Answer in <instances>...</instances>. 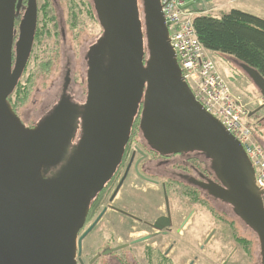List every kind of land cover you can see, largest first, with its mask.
<instances>
[{"label": "water", "instance_id": "95a60500", "mask_svg": "<svg viewBox=\"0 0 264 264\" xmlns=\"http://www.w3.org/2000/svg\"><path fill=\"white\" fill-rule=\"evenodd\" d=\"M94 1L104 37L90 68L81 138L66 158L75 113L61 106L31 131L7 106L32 51L37 0L21 22L13 69L16 0H0V264H79L86 197L113 173L142 101L140 127L150 143L165 152L201 149L214 159L228 187L215 194L255 231L264 264V190L241 142L185 81L160 0H143L144 19L139 0ZM235 61L263 97L252 116L264 108V76Z\"/></svg>", "mask_w": 264, "mask_h": 264}, {"label": "flooded vegetation", "instance_id": "af4514ba", "mask_svg": "<svg viewBox=\"0 0 264 264\" xmlns=\"http://www.w3.org/2000/svg\"><path fill=\"white\" fill-rule=\"evenodd\" d=\"M72 2L37 0L32 51L17 86L6 101L11 113L31 131L42 127L61 106L75 113L68 147L73 145L76 152L83 130L90 68L104 33L94 0H87L86 10L89 20L99 28V35L94 33L95 37L84 36L87 27L80 24V8ZM28 6L29 0H16L12 69L16 61L15 44ZM64 52L70 56L65 57V62ZM108 58L105 67L110 64ZM31 62L57 70L62 77L57 99L52 105H45L43 112L40 109L37 114L34 110L33 122L18 111L14 101L21 95L20 89H25L22 78ZM80 64L85 67L86 78L82 73L78 81L74 67ZM38 105L43 106L38 103L36 109ZM142 111L143 101L137 108L113 173L86 197L85 217L78 233V263L216 264L210 255L214 254L225 256L221 264H262L255 231L228 200L215 194V187H228L220 178L211 155L201 149L162 151L147 140L141 129ZM54 168L50 175L60 176L61 168ZM247 227L253 234H248ZM217 234L221 236V246L214 253L210 246ZM200 253L204 258H200Z\"/></svg>", "mask_w": 264, "mask_h": 264}, {"label": "built area", "instance_id": "2783aa9c", "mask_svg": "<svg viewBox=\"0 0 264 264\" xmlns=\"http://www.w3.org/2000/svg\"><path fill=\"white\" fill-rule=\"evenodd\" d=\"M196 1L202 0H160L171 46L185 81L203 107L241 142L255 168L256 184L264 190V147L252 133L244 103L232 94L197 35V11L193 8Z\"/></svg>", "mask_w": 264, "mask_h": 264}, {"label": "rangeland", "instance_id": "374dc122", "mask_svg": "<svg viewBox=\"0 0 264 264\" xmlns=\"http://www.w3.org/2000/svg\"><path fill=\"white\" fill-rule=\"evenodd\" d=\"M72 1L75 7L78 8L79 6L80 8L82 14L80 24L87 27L86 30L83 31L84 36L87 37L98 36L99 34L97 33L99 32V28L94 24V21H90L89 17L87 16V10H86L87 0H72ZM139 6L142 13L141 14L142 19H144L143 0H139ZM63 7L65 8L64 5ZM231 7H235V5L233 4L227 5L228 9H230ZM193 8L197 11V15L206 14V13L217 14L220 12V11L216 12V9L197 10L194 7V5ZM248 8L251 10H258L260 12H264V4H255ZM94 33L96 34L95 36ZM102 34H103V28H102ZM209 55L213 59L218 71L228 82L232 94L235 97L239 98L242 101V103H244L245 109L248 111L247 121L249 122V125L252 129V133L256 138V140L263 143L262 146L264 147V108L258 111L257 113H255L254 115L250 116L251 111L259 107L263 103V97L259 89L255 86L253 81L246 75V73L239 67L238 63L234 60L233 57L219 53H211V54L209 53ZM46 56L49 57V53L46 54ZM67 56H69V53L64 52L63 54L64 62L66 61L65 57ZM147 57H148V51L146 48L145 58L147 59ZM34 65H35L34 62H31L28 67L27 73L23 75L22 87H25V89L24 90L20 89L21 95H19V97L16 98V100H14L18 108V111L22 113L29 122L31 121L33 122V120H36V118L34 117L36 116V114L34 115L33 113L34 110L38 114L41 112L40 109L45 108V105L47 104L52 105L53 102H55L58 96L57 89H59L62 85V79H61L62 77L57 70L54 71L51 69H45L43 66L40 67L39 63H37L35 66ZM74 73H76L77 76L78 75L80 76V74L82 73L84 74L85 67L82 66V64L76 65L74 67ZM84 75L83 78H86V74ZM79 76L76 77L78 81H80ZM51 83L55 85L51 86ZM38 103L43 104V106L39 108L40 105H38L36 109L35 105H37ZM31 114L33 115V118ZM68 152H69L67 154L68 157L66 158H70L74 154L73 145H71V147L68 149ZM224 228L225 227H222V229ZM246 230L248 231V234H253L251 233V231H249L248 227L246 228ZM220 237H221L220 235L219 236L218 234L216 235L213 244L210 246L211 251L214 252L217 251L218 248H220L221 246ZM206 254L208 253L206 252ZM199 255L200 258H204V255L202 253H200ZM210 255L212 256L211 258L213 259V261H215L216 264H221L222 260L225 258L224 255L222 256H215L214 254H210Z\"/></svg>", "mask_w": 264, "mask_h": 264}, {"label": "trees", "instance_id": "16d2710c", "mask_svg": "<svg viewBox=\"0 0 264 264\" xmlns=\"http://www.w3.org/2000/svg\"><path fill=\"white\" fill-rule=\"evenodd\" d=\"M194 25L200 41L210 54L233 57L258 69L264 76L263 17L233 8L221 15L199 14L194 19Z\"/></svg>", "mask_w": 264, "mask_h": 264}, {"label": "crops", "instance_id": "0c3cea01", "mask_svg": "<svg viewBox=\"0 0 264 264\" xmlns=\"http://www.w3.org/2000/svg\"><path fill=\"white\" fill-rule=\"evenodd\" d=\"M230 4L235 5V7H231L230 9H228L227 5ZM255 4H264V0H202L194 3L193 5L197 10L216 9V12L220 11L215 15H221L223 12H227L233 8H238L254 14L256 13L257 15L264 18V12H260L258 10H251L248 8Z\"/></svg>", "mask_w": 264, "mask_h": 264}]
</instances>
